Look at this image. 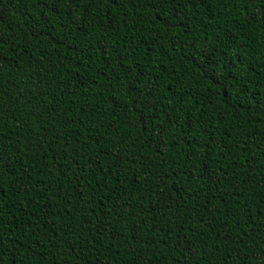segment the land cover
Listing matches in <instances>:
<instances>
[{"label": "trees", "instance_id": "obj_1", "mask_svg": "<svg viewBox=\"0 0 264 264\" xmlns=\"http://www.w3.org/2000/svg\"><path fill=\"white\" fill-rule=\"evenodd\" d=\"M0 264H264V0H0Z\"/></svg>", "mask_w": 264, "mask_h": 264}]
</instances>
